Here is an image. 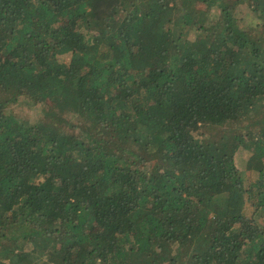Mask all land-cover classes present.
Instances as JSON below:
<instances>
[{
	"label": "trees",
	"instance_id": "16d2710c",
	"mask_svg": "<svg viewBox=\"0 0 264 264\" xmlns=\"http://www.w3.org/2000/svg\"><path fill=\"white\" fill-rule=\"evenodd\" d=\"M0 264H264V0H0Z\"/></svg>",
	"mask_w": 264,
	"mask_h": 264
},
{
	"label": "rangeland",
	"instance_id": "374dc122",
	"mask_svg": "<svg viewBox=\"0 0 264 264\" xmlns=\"http://www.w3.org/2000/svg\"><path fill=\"white\" fill-rule=\"evenodd\" d=\"M227 1L230 2L232 0H227ZM242 9H243V11H242V13H240L241 16L244 17L246 19V21L249 22V23L251 21H253V19H252V17H253L252 13L250 14V12L246 11L245 8H242ZM69 60H70V56H68V54L61 56V61L62 62L67 63V62H69ZM21 108H22L21 110H19L17 108V111L23 112V113L25 112L24 113L25 115L28 114V112H30V111L27 110V108L25 106L24 107L21 106ZM253 160H254L253 157L252 158L248 157L247 159H245V161L242 160L241 158H237L238 167L240 169H242L243 172L245 173V174H243L245 178H246L247 175H249L250 165H251V163H253ZM244 163H245V165H244ZM246 181H248V180L246 179Z\"/></svg>",
	"mask_w": 264,
	"mask_h": 264
}]
</instances>
